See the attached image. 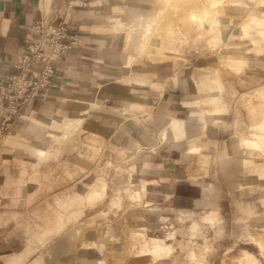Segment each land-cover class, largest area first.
Segmentation results:
<instances>
[{
    "label": "crops",
    "instance_id": "crops-1",
    "mask_svg": "<svg viewBox=\"0 0 264 264\" xmlns=\"http://www.w3.org/2000/svg\"><path fill=\"white\" fill-rule=\"evenodd\" d=\"M235 8L230 7V12ZM129 9L146 8L140 2L132 4L131 0H0V76L13 73L14 65L21 62L31 27L39 20L62 17L78 42L75 50L56 62L54 78L45 95L23 108L0 138V264H23L25 257L27 264H40L38 258L44 250L32 238L44 243L45 236H52L63 224L77 218L70 217L72 209L101 197L103 182L93 185L87 199L85 194L77 198L55 196L51 190L58 183L54 175L56 166L65 173L102 171L101 159L107 155L106 150H110V156H118L120 138L141 129L146 142L154 140V132L161 134L159 142L150 143L151 150L143 152L138 166L143 177L152 181L147 186L149 199L157 205V213L152 217H167L166 214L182 210L167 207L173 203L206 209L203 220L213 222L218 219V205L223 221L228 207L238 205L240 218L256 228L263 227L252 235L259 257L247 249L238 264L244 256V264H264V161L252 155L246 157L245 153V149L264 152V99L248 98L249 104H259L253 106L242 100L243 96H264V88H221V110L229 106L235 110L230 97L234 92L240 94L238 108L246 109L250 116L244 112L247 120L240 119L242 112L238 111L235 120L239 122L229 125L224 113L221 119L208 121L206 116L220 109L216 97L201 99L186 86L192 69L200 67L203 57L179 52L181 58L174 56L168 64L152 63L146 57L131 61L127 58L132 50L129 37L118 30L116 23L119 17H129ZM243 9L242 13H249V9ZM235 17L228 14L226 21ZM198 71L205 74H201L200 81L198 72L197 85L200 81L207 87L209 71ZM218 81L215 77L211 83ZM212 92L217 93L208 90ZM180 112L185 114L184 118H178ZM193 120L206 123L194 127ZM3 123L4 111L0 107V125ZM247 133L250 136L245 138ZM188 164L192 173L199 165V176H205H198L195 181L184 180ZM243 187L246 193L259 191L254 193V203L253 196L241 193ZM119 189L122 188L111 190L115 201ZM167 190L171 193L170 202L154 199L166 195ZM179 215L194 216L193 212ZM105 218L102 212L86 222L96 223ZM41 220L46 225L37 231V222ZM210 222L206 228H213ZM199 226L192 221L189 229L197 232ZM24 239L28 240L25 244ZM113 243L109 244V253L116 251ZM53 249L54 259L49 264H72L58 243ZM171 251L175 252V247ZM32 252L35 254L31 256Z\"/></svg>",
    "mask_w": 264,
    "mask_h": 264
},
{
    "label": "rangeland",
    "instance_id": "rangeland-1",
    "mask_svg": "<svg viewBox=\"0 0 264 264\" xmlns=\"http://www.w3.org/2000/svg\"><path fill=\"white\" fill-rule=\"evenodd\" d=\"M193 1V8H183L184 16H181L172 27L171 34L163 38L155 37L152 46L147 47L146 45L149 32H140L136 28L121 30L129 37V45L132 49L127 58L132 61L133 58L142 60L146 57L152 63L162 62L168 64L174 59V56L181 58L179 52L202 56V60L199 61L200 67L195 66L192 69L190 73L191 79L187 80L188 84L186 86L190 88V92L193 95L196 94L204 100L214 95L217 100L216 105L219 107L224 105L219 96L221 88H264V0ZM136 2L142 3L143 8H146L145 10L151 13L161 11L162 9V5L158 0H131L132 4ZM195 5H199L201 10H197ZM230 7L236 8L230 12L232 10ZM244 7L249 9L248 14L242 13ZM136 11L139 13L145 12ZM228 14L237 17L229 22V20L226 21ZM181 24L189 25L191 27L190 32L188 33L186 29L184 30ZM143 45L144 51H147V54H141ZM158 55H161V57L158 58ZM198 69L204 72L209 71L210 80L207 81V87H203L205 82L200 83L202 81L201 74L205 73H201ZM198 72L200 73L201 80L197 85ZM215 77L219 81L218 84L213 85L211 81ZM209 86L213 88H209ZM197 88H200L198 92ZM208 90H214L217 93H208ZM239 96L240 94L234 92L230 94L233 100L231 105L235 106V110L230 108V106L226 109L224 108V110H221V107L218 110L216 108V112L210 116H206L208 121L212 118L214 121H217L222 118L224 113L227 116V125L230 122H239L235 120L236 116H239L237 114L238 111L239 113L242 112L240 119L247 120L244 116V112L248 114L247 110L244 109L243 111L238 108L239 102H241ZM256 96H243L242 100L247 106L259 105L249 104L247 101L248 98L264 99V96L261 94ZM183 109L185 112L188 111L185 107ZM209 109L213 110V107H209ZM184 111L183 113H185ZM183 113L180 112L178 118H184L185 114ZM248 116L250 115L248 114ZM193 121L196 124L193 125L194 127H198V124L203 125V123H206L203 121ZM136 125L139 126L137 123ZM165 127L169 130V124H166ZM143 131L141 129V131H136L135 134H129L127 137L125 135L123 139L120 138L117 142L118 156H110L108 152L110 150H106L107 155H104L101 159L100 167L102 171L96 169L95 171L93 169L91 172L82 174L79 172L65 173L62 172L60 167H55L54 175L58 183L51 190L54 191L55 196L77 198L79 194L81 196L85 194V199H87V195L93 185L101 182H103V193L99 199L95 200L92 198L94 201L88 200L84 206L81 204L79 206L81 210L78 209V206L76 209H72L70 217L77 218L63 224L64 226L62 225L60 230L52 236H45L44 243H39L37 238L34 241V237L32 238L33 243L40 250H44L43 254H40L38 258L40 264L50 263L55 254L53 248L57 243L59 248L70 256L72 264H114L113 260H107L109 244L113 242V239H117L123 234L130 237L133 234L136 235L135 232L146 235L153 232L157 238L155 243H159L160 247L161 245H165L166 249L171 250L172 247L173 250L174 247L176 249L175 252L171 251L172 253L170 250L166 252L160 249L161 254L153 259V262L150 261L145 264H238L240 256L247 249L257 255L259 252L258 244L252 235L254 232L262 230L263 227L256 228L254 225L240 218L238 205L228 207L223 221L221 215L223 211L219 212L217 204L218 219L213 222L203 220V216L207 213L206 209L201 207L194 209L188 206H174L173 203L167 205V207L173 209L181 208L182 210L177 211L178 213L176 212V214H166L168 215L167 217L160 216L159 214L156 217H152L157 213V205H153V200L149 199L151 195L147 187L149 182L152 181L143 177L138 166L143 152L151 150L150 143L159 142L161 134L159 131L154 132V140L146 142L143 138ZM148 132L146 131L145 133ZM245 136V138L249 137L250 133H247ZM244 147L246 148L247 146L244 145ZM245 150L246 157L252 155L255 156V159L264 161V152L261 154L258 149L252 151ZM96 168L98 169V167ZM196 168L199 171L192 173L191 165H186L185 169L187 171L186 174H183L184 180L195 181L201 175L199 165ZM262 178V187L264 189V176ZM78 180L81 181L79 184L81 187L77 183ZM140 183L145 186V193L140 189ZM117 187L122 189H119V195L115 201L112 198L111 190ZM245 189L246 187L240 189L243 195L246 193ZM248 189L252 190L251 187ZM255 191L252 190L251 193L249 191L246 193L248 196H253L251 199L252 203L256 201L254 193L259 192ZM170 196L171 193L167 190L166 195L154 199L170 202ZM102 212L106 217L105 219L99 220L96 223L86 222L92 216L102 214ZM191 212L194 214L193 217L179 215L180 213ZM66 215H64L65 221ZM79 218L81 219L78 220ZM192 221L200 224L197 232L189 229ZM84 222L88 223V227L82 226ZM208 222L212 223L217 229L214 226L213 228H206V225L209 224ZM37 223V231H41V228L46 225V221L42 220ZM96 224L97 226H95ZM125 224H127V230H122ZM110 226V232L105 234ZM69 232L71 233L68 234ZM27 241V239H24L23 243L25 244ZM135 248L141 253L148 254L150 252L149 247L144 242L141 244L137 243ZM34 254L35 252H32L31 256ZM22 261L23 264H27L26 257Z\"/></svg>",
    "mask_w": 264,
    "mask_h": 264
},
{
    "label": "built area",
    "instance_id": "built-area-1",
    "mask_svg": "<svg viewBox=\"0 0 264 264\" xmlns=\"http://www.w3.org/2000/svg\"><path fill=\"white\" fill-rule=\"evenodd\" d=\"M78 42L69 32L63 18L39 20L31 27L26 53L13 73L0 76V107L4 123L0 125V138L10 122L33 100L45 95L52 84L56 62L75 50Z\"/></svg>",
    "mask_w": 264,
    "mask_h": 264
},
{
    "label": "bare ground",
    "instance_id": "bare-ground-1",
    "mask_svg": "<svg viewBox=\"0 0 264 264\" xmlns=\"http://www.w3.org/2000/svg\"><path fill=\"white\" fill-rule=\"evenodd\" d=\"M162 5L161 11H154L151 13L148 10L145 12L139 13L136 10L129 9V17L122 19L117 18V24L119 30L124 29H134L136 28L140 32L147 31L149 32L148 38L146 40V45L152 46L153 39L155 37L163 38L171 34V29L178 21L181 16H184L183 8H193L194 1L193 0H158ZM197 10H201L199 5H195ZM181 27L189 33L191 27L187 24H181ZM145 45V46H146ZM141 54H147V51L143 50ZM153 55V54H152ZM161 55H158L160 58ZM199 170L196 168L194 172H198ZM140 189L145 193V186L140 183ZM127 230V224L122 227V230ZM111 230V226L107 230L108 233ZM136 235L126 236L121 235L117 239H113L114 247L116 251L113 253H109L107 260H113L114 264H144L146 262H150L155 259L157 256L161 254L160 249L169 252L170 249H166L165 245L159 246V243H155L157 238L153 232L149 233V235L135 232ZM163 240V239H162ZM161 240V242H162ZM144 242L148 247L150 252L144 256L139 255L136 251L135 245L137 243L141 244ZM131 245H133V251L131 250ZM246 256H244L240 260V264H244L246 260Z\"/></svg>",
    "mask_w": 264,
    "mask_h": 264
}]
</instances>
